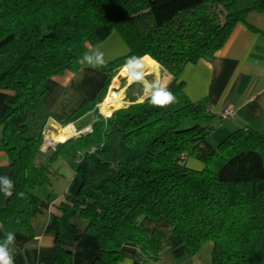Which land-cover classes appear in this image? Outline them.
I'll return each mask as SVG.
<instances>
[{
  "label": "trees",
  "instance_id": "16d2710c",
  "mask_svg": "<svg viewBox=\"0 0 264 264\" xmlns=\"http://www.w3.org/2000/svg\"><path fill=\"white\" fill-rule=\"evenodd\" d=\"M250 11L264 12V0H0V89L14 93L0 115V144L15 185L0 221L31 229L41 211L36 189L51 183V164L65 155L78 159L80 186L57 206L56 264H73L67 242L78 231V214L100 242L92 264H118L125 244L160 260L163 233L144 228L143 216L172 222L192 254L212 241V264H264V131L237 129L213 152L201 154L202 169L186 163L217 122L187 95L184 68L211 59ZM113 31L129 51L100 68L106 84L62 122L94 111L92 130L58 143L37 162L46 152L43 130L29 131L31 122L45 123L48 82L78 71L80 57ZM132 54L149 55L169 71L167 86L178 102L153 107L138 100L132 88L141 87L131 83L130 103L106 117L98 106Z\"/></svg>",
  "mask_w": 264,
  "mask_h": 264
},
{
  "label": "crops",
  "instance_id": "0c3cea01",
  "mask_svg": "<svg viewBox=\"0 0 264 264\" xmlns=\"http://www.w3.org/2000/svg\"><path fill=\"white\" fill-rule=\"evenodd\" d=\"M110 43L112 42H108ZM96 47L92 46L90 49ZM171 79L172 76L168 83ZM182 79L189 98L202 103L208 112L216 116L217 122L215 129L200 141V152L186 157V163L190 167L202 169L204 163L201 154L213 152L224 138L237 129L251 128L263 132L264 12L250 11L245 21L234 27L226 43L211 59L186 64ZM107 80L108 76L100 68L93 69L82 65L76 72L66 71L62 75L54 76L48 82V89L43 96V112L47 116L43 126L58 128L85 99L96 95ZM13 96L12 91L0 89V115L4 113ZM228 107H233L234 113L224 116ZM93 113L95 114L91 111L87 114ZM86 115L75 120L74 125ZM93 121L77 129L92 127ZM3 135L4 129L0 125V140ZM54 150L52 147L44 154L49 157ZM71 159L73 158L59 155L51 164V183L36 189L41 198V211L32 218L31 229L11 219L0 221V241L8 231L16 234L13 253L15 264H56L55 241L59 214L57 206L65 194L75 193L80 186L76 171L69 176L62 172L63 162L68 167ZM74 160L78 163L77 158ZM10 172V158L0 144V176L10 177ZM60 175H64L59 179L63 182L57 187L55 180ZM8 199L9 197L0 193V208L6 206ZM73 222L78 231L67 242L73 255V264H92L100 252V242L87 229L82 216L76 215ZM140 223L146 229L162 231V258L158 261L148 259L138 245L125 244L124 258L118 264H212V241L205 243L198 253L192 254L184 239L174 233L173 223L169 220L143 216Z\"/></svg>",
  "mask_w": 264,
  "mask_h": 264
},
{
  "label": "clouds",
  "instance_id": "9594fccd",
  "mask_svg": "<svg viewBox=\"0 0 264 264\" xmlns=\"http://www.w3.org/2000/svg\"><path fill=\"white\" fill-rule=\"evenodd\" d=\"M82 66L91 67L93 69L102 68L106 65L107 60L104 52L99 48H93L85 52L79 59ZM123 69L129 76L133 84L141 87L144 100L156 108H167L177 103L176 95L169 89L160 79H148L150 75L147 73V58L145 55H129L126 57ZM14 181L7 175L0 176V193L5 197H11L14 191ZM23 197L24 193H17ZM16 234L12 231L5 233L4 239L0 241V264H15L14 246Z\"/></svg>",
  "mask_w": 264,
  "mask_h": 264
},
{
  "label": "rangeland",
  "instance_id": "374dc122",
  "mask_svg": "<svg viewBox=\"0 0 264 264\" xmlns=\"http://www.w3.org/2000/svg\"><path fill=\"white\" fill-rule=\"evenodd\" d=\"M108 42H112V43L108 44ZM97 47L101 48V50L104 52L105 58L107 60V63L115 60L116 58L126 54L129 51L128 43L125 41V39L122 37V35H120V33L117 32V31H113L103 42L98 44ZM160 66H161V64H160ZM161 69H162V73H166V72L169 73V71L164 69L162 66H161ZM117 71H118L117 75L113 78V80H112V82H111V84L109 86L108 93L110 92L111 89L119 90L121 88H125V90H124V95H125L124 96V100H125L126 103H124V106H127L130 103V101L128 100V94H127L128 93V86L132 82L131 83L128 82V76L121 75V73H120L121 72V68L118 69ZM169 75L172 76L171 74H169ZM153 78L158 79L156 77V75H154V74H150L148 76V79H153ZM115 79H118V81H119V82L117 81L118 82V86H114L112 88V85H113ZM132 92L138 94V100L142 101L144 99L143 92H141V89L139 87L132 88ZM108 93H107V95H108ZM98 109H99V107H98ZM115 110H117V109H115ZM99 112L102 113L100 111V109H99ZM103 115L107 117V115H105V114H103ZM94 117H95L94 113L91 114V115L87 114L82 121H77L76 122L77 128L80 129L82 126L86 125L90 121H93ZM42 122L43 121H42L41 118H39L36 121L31 122V124H30L31 125V130L29 131V135H39L40 128H41V131L45 129L47 131V134L52 132V131L53 132H57L58 131V129H56V128L53 129L50 126H47V125H45L44 127H43V125L41 126ZM62 125L63 124H59L58 128L60 126H62ZM65 149L66 148L64 147L63 151ZM63 151H61V152H63ZM70 158H73V157H70ZM44 159H47V155H45V154L41 155L37 159V162H39V161L42 162V160H44ZM68 162L70 163V165L68 167H66V163L65 162H63V164H62L63 165L62 166V172L65 173L64 175H67V176H69L74 171L77 172V167H78V163L75 162L74 158L69 160ZM77 162H78V160H77ZM64 175H60V176H58L56 178L55 182H56V186L57 187L63 182L62 180L59 181V179H61Z\"/></svg>",
  "mask_w": 264,
  "mask_h": 264
},
{
  "label": "bare ground",
  "instance_id": "6f19581e",
  "mask_svg": "<svg viewBox=\"0 0 264 264\" xmlns=\"http://www.w3.org/2000/svg\"><path fill=\"white\" fill-rule=\"evenodd\" d=\"M147 58V68L146 71L149 74H154L160 80H162L165 84L168 83L170 79V75L168 72L162 73V69L160 64L153 59L151 56L146 55ZM121 75L128 76L125 74L123 67L121 68ZM118 79H115L112 88L114 86H118ZM128 82L131 83V79L128 76ZM124 90L125 88H121L119 90L111 89L105 99L99 104L100 111L110 116L115 109H119L124 106ZM78 132L77 127L73 123H69L67 125H62L58 128L57 132H50L47 134L46 142L48 144H52L55 142L61 143L66 142L69 138L73 137Z\"/></svg>",
  "mask_w": 264,
  "mask_h": 264
},
{
  "label": "built area",
  "instance_id": "2783aa9c",
  "mask_svg": "<svg viewBox=\"0 0 264 264\" xmlns=\"http://www.w3.org/2000/svg\"><path fill=\"white\" fill-rule=\"evenodd\" d=\"M99 107V106H98ZM99 109H100V107H99ZM234 113V109H233V107H228L227 109H226V111L224 112V116H229V115H232ZM107 117H109V116H107ZM73 123V122H72ZM74 124V123H73ZM56 129H58V128H56ZM90 130H92V127L91 126H88L87 128H85V130H78V132L74 135V136H76V135H79V134H81V133H83V132H88V131H90ZM43 136H44V144H43V146H42V150L43 151H47V150H49L51 147H53V148H55V146L58 144V142H55V143H52V144H48L47 142H46V137H47V131L44 129L43 130Z\"/></svg>",
  "mask_w": 264,
  "mask_h": 264
},
{
  "label": "water",
  "instance_id": "95a60500",
  "mask_svg": "<svg viewBox=\"0 0 264 264\" xmlns=\"http://www.w3.org/2000/svg\"><path fill=\"white\" fill-rule=\"evenodd\" d=\"M52 148V147H51Z\"/></svg>",
  "mask_w": 264,
  "mask_h": 264
}]
</instances>
